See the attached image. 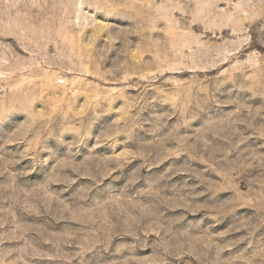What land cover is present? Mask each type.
Returning a JSON list of instances; mask_svg holds the SVG:
<instances>
[{
  "label": "rangeland",
  "instance_id": "obj_1",
  "mask_svg": "<svg viewBox=\"0 0 264 264\" xmlns=\"http://www.w3.org/2000/svg\"><path fill=\"white\" fill-rule=\"evenodd\" d=\"M0 264H264V0H0Z\"/></svg>",
  "mask_w": 264,
  "mask_h": 264
}]
</instances>
